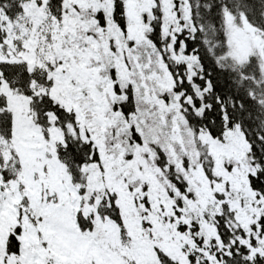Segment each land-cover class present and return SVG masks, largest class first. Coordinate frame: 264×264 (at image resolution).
Here are the masks:
<instances>
[{
    "label": "snow or ice",
    "instance_id": "1",
    "mask_svg": "<svg viewBox=\"0 0 264 264\" xmlns=\"http://www.w3.org/2000/svg\"><path fill=\"white\" fill-rule=\"evenodd\" d=\"M0 264H264V0H0Z\"/></svg>",
    "mask_w": 264,
    "mask_h": 264
},
{
    "label": "rangeland",
    "instance_id": "2",
    "mask_svg": "<svg viewBox=\"0 0 264 264\" xmlns=\"http://www.w3.org/2000/svg\"><path fill=\"white\" fill-rule=\"evenodd\" d=\"M247 46V42L246 41H242L241 42V48H244V47H246Z\"/></svg>",
    "mask_w": 264,
    "mask_h": 264
}]
</instances>
